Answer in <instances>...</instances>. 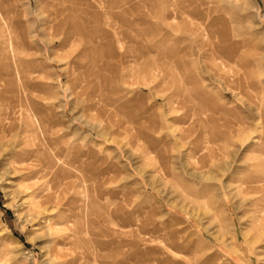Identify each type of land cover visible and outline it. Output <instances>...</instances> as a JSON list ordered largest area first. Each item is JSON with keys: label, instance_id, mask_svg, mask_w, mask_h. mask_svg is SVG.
<instances>
[{"label": "rangeland", "instance_id": "obj_1", "mask_svg": "<svg viewBox=\"0 0 264 264\" xmlns=\"http://www.w3.org/2000/svg\"><path fill=\"white\" fill-rule=\"evenodd\" d=\"M0 264H264V0H0Z\"/></svg>", "mask_w": 264, "mask_h": 264}, {"label": "bare ground", "instance_id": "obj_2", "mask_svg": "<svg viewBox=\"0 0 264 264\" xmlns=\"http://www.w3.org/2000/svg\"><path fill=\"white\" fill-rule=\"evenodd\" d=\"M5 20V19H4ZM21 27V26H20ZM252 30V29H251ZM257 35V34H256ZM86 44V43H85ZM260 44L261 43H259V42H256L253 46H252V48H253V50H254V52H256L255 54L256 55H258L259 56V51H260ZM18 45V44H17ZM225 57V56H224ZM186 111H188V110H186ZM188 113V112H187ZM198 115V114H197ZM188 117V116H187ZM197 117V116H196ZM199 118H201V117H199ZM188 119V118H187ZM196 120V119H195ZM207 122V119H206V117L204 118H201V119H199L198 120V123H206ZM207 125V124H206ZM197 127H198V129H199V124H197L196 125ZM196 127V128H197ZM208 125L207 126H204L203 128H201L200 130H202V132H200L199 133V135H201V137L202 138H206V136H207V134L210 136V138H212L213 139V137H212V135H213V133L211 132V131H209L208 130ZM236 137H238L237 135H236ZM28 191V190H27ZM39 198V197H38ZM37 198V199H38ZM36 199V198H35ZM38 202V201H37ZM41 202H39V204H40ZM59 233V232H58ZM69 256V255H68Z\"/></svg>", "mask_w": 264, "mask_h": 264}]
</instances>
